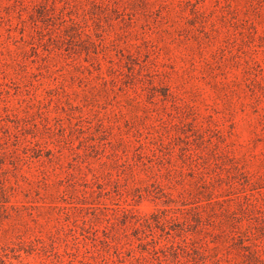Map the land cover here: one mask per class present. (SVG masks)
Returning a JSON list of instances; mask_svg holds the SVG:
<instances>
[{"label": "rangeland", "instance_id": "rangeland-1", "mask_svg": "<svg viewBox=\"0 0 264 264\" xmlns=\"http://www.w3.org/2000/svg\"><path fill=\"white\" fill-rule=\"evenodd\" d=\"M0 264H264V0H0Z\"/></svg>", "mask_w": 264, "mask_h": 264}, {"label": "trees", "instance_id": "trees-1", "mask_svg": "<svg viewBox=\"0 0 264 264\" xmlns=\"http://www.w3.org/2000/svg\"><path fill=\"white\" fill-rule=\"evenodd\" d=\"M126 210L123 211V214H126L125 212ZM155 215H157V213H154V216L153 217H156ZM139 219H143L145 222H148L147 221V218L143 217V218H139ZM139 227H135L136 230H138Z\"/></svg>", "mask_w": 264, "mask_h": 264}]
</instances>
